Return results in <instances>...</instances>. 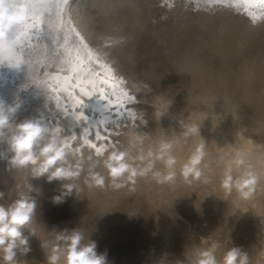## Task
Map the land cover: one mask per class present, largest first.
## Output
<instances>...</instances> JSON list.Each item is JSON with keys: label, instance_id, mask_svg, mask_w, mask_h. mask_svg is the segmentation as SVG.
Here are the masks:
<instances>
[{"label": "rangeland", "instance_id": "rangeland-1", "mask_svg": "<svg viewBox=\"0 0 264 264\" xmlns=\"http://www.w3.org/2000/svg\"><path fill=\"white\" fill-rule=\"evenodd\" d=\"M77 1L79 0H71L66 10ZM200 30L201 27L183 25L178 31L171 33L173 35L171 42L166 34L152 39L146 52H142L137 43L133 44L126 64L129 68L128 74L130 73L131 76L129 79L124 77L125 70L119 68V71H112V62H105L104 59L99 60L101 69L94 72L95 79H91V76L86 77L81 71L82 67L73 70L64 67L63 59L66 57L61 55L62 52L59 53V57H56L58 49H55L46 61L49 73L45 76L33 75L31 80H25L20 76L21 71L14 70L11 75L2 73L1 80H14L12 85L9 83L2 88L0 86V100L8 106L19 103L18 111L13 115L15 122L40 119L51 129L61 127L64 136H78L77 143L75 142L73 147H79L80 153L69 156V163L71 165L80 163L82 173L78 180L65 183L79 184L78 186L81 185L80 188H84L86 192L81 190L83 194L80 191L77 195L73 192L72 195L66 196L63 202L54 203L52 198L61 194V181L48 182L46 177L31 181L40 191L32 193L37 200V220L39 221L33 226L36 228L39 239L35 236L30 237L31 251L26 256L18 250L19 261L24 264H48L46 256L51 254L52 243H57L56 234L64 229L71 231L77 228L84 235L81 244H88L90 240L95 241L97 253L106 256L107 264H195L196 254L207 250L213 243L218 244L215 251L217 261L222 262L224 254L230 248L240 247L242 251L248 253L249 264H264V201H261L264 200V166L259 164V152L256 147L260 135L264 137V124L261 125L263 129L261 130L255 115L257 106H253L252 103L244 106V101L248 103L250 98H248L249 94L245 95L244 91L242 92V84L237 86L240 89L232 94L231 90L225 88L229 86V73L228 70L218 69L216 61L212 68V80L204 85L203 80L207 82L211 79L208 71H202L206 64L199 60L194 62L189 57H185L184 60H174L178 58L177 55L182 46L189 48L198 44L199 47L204 39H208L206 37L199 40ZM54 72L59 78L51 86L49 79ZM61 76L65 78L64 81H61ZM225 76H227L226 80L228 79L226 83ZM189 77L192 83L189 96L178 99L169 85L173 83L175 87H178L179 83L184 84ZM59 85L66 87L65 94L63 91L60 93L62 89L58 93L55 92ZM10 88H13L12 91H9ZM37 88L43 90L39 91ZM92 88L97 91L95 92ZM29 91L31 92L28 93ZM45 92L47 95L44 94ZM126 93L128 99L124 96ZM134 96L136 100L132 102L138 101L136 103L131 102ZM200 96L206 100L201 101L199 105L206 104V107L195 106ZM43 104L44 106H41ZM194 107H198L197 109L204 114L207 113L206 117L210 119L207 121V126L210 127L211 118L218 124H223L226 120V123L230 124L234 130L225 133L224 137L221 136V131L209 130L202 122L193 120L192 114L189 115ZM202 107H204L203 110ZM156 109L166 113L158 119L155 115ZM244 109L248 110V113L243 119ZM126 110L128 113L125 112ZM134 111L142 112L147 123H141L135 119ZM118 114L124 116H118ZM16 119L19 120L16 121ZM190 123L201 125V136L185 137L183 135L184 125ZM241 125H244V129L239 131ZM97 128L100 129L96 130ZM136 132L146 136L142 144L137 143L136 147H130L128 143L130 135ZM86 137L88 140L91 138L89 141L95 144L96 148H104V154L98 155L96 149L83 144ZM262 139L261 142L264 143V138ZM78 140L81 142L79 145ZM162 141L173 142L170 154L175 157L176 163L173 170L177 174L173 182L159 184L152 178L150 172L145 177L136 178L135 191L130 190L133 187L130 181L120 189L109 186L111 180L108 170L104 167V161L112 151L116 150L129 149L132 157L144 156L143 160L133 159L131 161L133 166L143 168L151 161L153 171L166 174L168 169L164 159L156 158ZM201 142H206V156L200 165L204 176L199 181L189 184L184 181L181 171ZM0 143L4 146L0 148V191L5 192L4 199L0 200V203L7 205L17 199L18 191L27 192L23 186L18 190L14 185L20 181L23 185L29 174L23 171L19 173L6 171L11 152L6 143ZM149 152L153 154L151 157L148 156ZM237 152L245 154V165L237 166L234 163ZM228 169L231 170L233 181L243 176L246 171L254 172L259 178L255 195L244 200L236 192L235 187L230 193L226 192L222 181ZM89 170L105 177L103 189L88 190L84 181ZM22 177L24 179H21ZM53 229L55 231H51ZM25 235H28L27 230ZM41 241L48 242L45 250L41 247ZM58 243L61 247L64 246L63 241ZM60 264H65L63 253Z\"/></svg>", "mask_w": 264, "mask_h": 264}, {"label": "bare ground", "instance_id": "bare-ground-1", "mask_svg": "<svg viewBox=\"0 0 264 264\" xmlns=\"http://www.w3.org/2000/svg\"><path fill=\"white\" fill-rule=\"evenodd\" d=\"M70 1L71 0H69V2ZM68 3H62L61 0H32V2L29 4L26 3L25 0H7V3L2 8H0V12H3L4 9H8L10 11V6L18 5L20 6L21 10H23L25 15V20L23 22L14 25V31L16 33V38L18 41L15 45V52L13 54L15 57L14 62L22 63V65L13 66V61H11L10 58L8 62L0 65L1 88L6 84L8 86L9 83H11L12 85V81H14H8V79L1 80V78L3 77L2 73H8L9 75H11L14 70L21 71L22 73L20 72V76L25 80H31L33 75L39 77L45 76V74L49 73L46 61L48 57L53 52H55V49H58L59 51L56 57H59V53L61 52V55L63 57H66V59H63L65 60L63 61V64L65 65L64 67L71 68L72 70L82 67L81 71L85 73L84 76L86 77L91 76V79H95L96 74L94 72L97 69H101L99 60L104 59L105 62H112V71H119L120 69H122L123 71L125 70L123 72L125 73L124 77H126V79H129L131 78V76L129 75L130 73L128 74L129 68L126 66V64L129 61L127 60V58L130 55V52H132L131 47L133 44L137 43L136 45L141 49V51L146 52V49L148 48V46H150L152 39L158 37L159 35H168L171 42V38L173 37L171 33L178 31L181 26H197L201 27V34L198 36L199 40H202L201 38L206 37H208V39H204L199 47L197 46L198 44L190 46L189 48L188 46H182L178 52V58H174V60H184L185 57H189L190 59L194 60V62H197L199 60L206 64L204 65L205 69L203 68L202 71H208V75L209 77H211V79L207 82L203 80L204 85L211 82L213 76L212 68L214 62L216 61L218 69H225L226 71L228 70L229 80H227L229 81V86H225V88L231 90L232 94L237 89H240L239 87L237 88V86H241L242 84V92L244 91L245 95L249 94L248 98H250L248 103L246 100L244 101V106L251 105V103L253 104V106H257L256 114L254 113L256 115L257 123H259L260 127L262 124H264V6H261L258 3V0H79L74 5L70 6L68 10H66L68 7ZM33 25H37V27H33ZM2 27L4 29V32L7 34L9 32V27L5 29L4 24H2ZM43 71H45V73H43ZM58 78V75L54 72L51 79H49L51 86L53 85V83H55L56 80H58ZM62 78L61 81H64L65 78ZM190 78L191 77L187 79L189 80V82L186 80L184 84L183 82L181 84L179 83L178 87H175L173 83L169 85V87H171L174 91V96H176L178 99H185L189 96V89L192 84L190 82ZM226 78L227 76H225V83L227 82ZM16 80L18 81L17 78ZM199 83L202 84L200 81ZM59 87L61 86L59 85L55 92L58 93V91L62 89L60 93L63 91L65 94V92L67 91L66 87H64V85H62L61 88ZM6 88L7 87H5V89ZM12 89L10 88V90H8L12 91ZM37 89L39 90V88ZM92 89L95 90L94 88ZM42 90L40 89L39 91ZM115 90H113V92ZM96 91L97 90H95V92ZM30 92L31 91H29L28 93ZM34 92H36V90ZM46 92L44 94H46ZM90 93L93 94V92ZM39 94H41V92ZM64 94L62 96H64ZM115 99L116 98H114V100ZM205 100L206 99H203L200 96L195 106L206 107V104L199 105L201 101ZM132 101L133 100H131V102ZM66 102L67 101H65V103ZM94 104L97 105V103ZM41 106H44V104ZM204 107H202V110ZM197 108L194 107L193 112L189 113V115L192 114L193 120L202 122L203 125L209 130L221 131V136L224 137L225 133H228L233 129L230 124L226 123V120L223 124H218L217 121L212 118L211 122L209 121L210 127L207 126V121L210 120L206 118L207 113L204 114L201 112V110H198L199 108ZM125 112L128 113L127 110ZM247 113L248 110L244 109V111H242L243 119ZM79 114H81V112ZM120 115L122 114H118V116ZM19 119H16V121ZM85 126L86 125H84V127ZM105 126L106 125H104V127ZM88 128L90 129V127ZM65 129L67 130V128ZM99 129L97 128L96 130ZM243 129L244 125H241V128H239L238 130L241 131ZM261 130H263L262 127ZM248 135H250V133H248ZM260 136L261 137H259V141L256 147L259 152V164L260 166H264V143L261 142V140H263L262 138L264 137L263 135ZM103 141H105V139ZM79 144H81L80 141L78 145ZM2 146L0 145V148H2ZM253 149L250 150L254 151ZM242 150L244 149L242 148ZM82 184L84 185V183ZM79 187H81V185ZM83 189L82 191H84ZM88 190L90 189L88 188ZM191 230L193 231V228ZM178 249H180V247ZM171 257L173 258L174 256Z\"/></svg>", "mask_w": 264, "mask_h": 264}, {"label": "clouds", "instance_id": "clouds-1", "mask_svg": "<svg viewBox=\"0 0 264 264\" xmlns=\"http://www.w3.org/2000/svg\"><path fill=\"white\" fill-rule=\"evenodd\" d=\"M24 20L23 10L20 14H9L8 9L0 12V21H3L5 29ZM4 34L0 33V36ZM125 96L127 97V93ZM131 99L135 101L136 97ZM19 107V104L6 106L3 101H0V142L6 143L11 152L7 160L6 170L10 173L21 171L29 173L23 185L20 182H16L14 185L18 190L23 186L27 189V192L18 191L17 199L7 205L0 203V264H24V262L17 259V252L19 250L21 254L26 256L31 251L29 246L30 237H37L36 228L33 226L34 223H39L37 220V200L32 196V193H38L39 189L34 187L31 183L32 180L46 177L48 182H62L61 194L52 198L54 203H61L66 196L72 195L73 192L77 195L82 190L76 183H65L66 181L78 180L82 173L80 163L76 165L69 163V156H76L80 153L79 147H73L77 139L76 135L64 136L61 127L51 129L40 119H26L23 122H15L13 115ZM165 113L156 109L155 115L159 119ZM133 116L141 123H147L142 112L134 111ZM200 126L196 123L184 125L183 135L185 137L200 135ZM145 136H141L139 133L130 135L129 146L136 147L137 143L142 144ZM205 143L201 142L199 144L182 168L181 175L186 183L199 181L204 176L200 165L206 156ZM83 144L96 149L98 155L104 154V148H96V145L91 144L87 138L83 140ZM172 148V141H162L160 152L156 157L157 159H164L168 169L166 174L153 171L151 161L143 168L133 166V163H131L133 159L143 160L144 156L132 157L129 149L112 151L107 160L104 161V167L108 170V176L111 180L109 186L120 189L125 186L126 182L130 181L133 185L130 190L135 191L136 178L145 177L150 172L152 178L159 184L173 182L177 174L173 170L176 160L170 154ZM152 155V152L148 153L149 157ZM234 163L237 166L245 165V154L237 152ZM258 180L259 178L254 172L246 171L243 176L233 181L231 170L228 169L225 172L222 186L228 193L235 187L239 196L244 200H248L254 195ZM84 183L89 189H103L105 187V177L98 172L89 170ZM4 196L5 192L0 191V200H3ZM25 230L28 231V235H25ZM37 238L39 239V237ZM55 239L57 243H52L51 254L46 256L48 264H60L62 253L65 264H107L106 256L97 253L95 241L90 240L88 244H81L84 235L77 228L71 231L67 229L59 231ZM60 241L64 242L63 247L58 243ZM47 243V241H41L43 250H45ZM217 247L218 244L213 243L207 250L199 251L196 254L195 264H249L248 253L242 251L240 247L230 248L224 254L222 262L217 261L215 257Z\"/></svg>", "mask_w": 264, "mask_h": 264}, {"label": "snow or ice", "instance_id": "snow-or-ice-1", "mask_svg": "<svg viewBox=\"0 0 264 264\" xmlns=\"http://www.w3.org/2000/svg\"><path fill=\"white\" fill-rule=\"evenodd\" d=\"M26 3H31L32 0H25ZM62 3H68L69 0H61ZM7 3V0H0V8H2ZM258 3L261 6H264V0H258ZM21 8L18 5L10 6L9 14H20ZM3 21H0V33H5L2 27ZM15 25V24H14ZM14 25L9 26V32L0 36V65H3L5 62L13 61V66H19L18 62L15 61L14 52L15 45L17 44L16 33L14 31ZM33 27H37V25H33Z\"/></svg>", "mask_w": 264, "mask_h": 264}]
</instances>
